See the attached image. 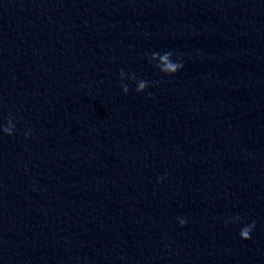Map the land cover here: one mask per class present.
<instances>
[{"label": "clouds", "instance_id": "1", "mask_svg": "<svg viewBox=\"0 0 264 264\" xmlns=\"http://www.w3.org/2000/svg\"><path fill=\"white\" fill-rule=\"evenodd\" d=\"M152 55H153L154 59L157 56H159V60H160V65L158 66L159 70H160V72H162L166 75H173L177 71H179V69H181L183 67L182 61H179V60L173 61V59H172L173 53L171 51L164 52L163 54L154 52ZM147 87H148V82L141 80L138 83V85L136 86L135 91L137 93H140V92H143ZM122 88L124 90V93L126 94L128 92V86L122 85ZM8 123H9V127L4 128V131L7 133V135H12L13 134L12 130L15 127V125L13 124L11 118H9ZM25 135L27 136L28 133H26ZM239 219H240V217L237 216V220H239ZM186 223H187L186 220L179 219V224L181 226H184ZM254 228H255V222L253 221L251 224H248L241 229L240 237L244 240L250 239L251 238L250 233Z\"/></svg>", "mask_w": 264, "mask_h": 264}]
</instances>
